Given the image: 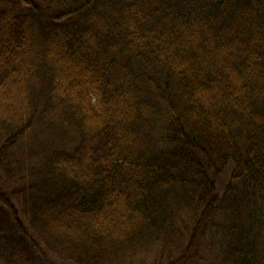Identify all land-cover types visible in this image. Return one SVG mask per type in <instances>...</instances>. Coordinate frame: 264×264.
<instances>
[{"label":"trees","instance_id":"1","mask_svg":"<svg viewBox=\"0 0 264 264\" xmlns=\"http://www.w3.org/2000/svg\"><path fill=\"white\" fill-rule=\"evenodd\" d=\"M144 254L264 264V0H0V264Z\"/></svg>","mask_w":264,"mask_h":264},{"label":"rangeland","instance_id":"2","mask_svg":"<svg viewBox=\"0 0 264 264\" xmlns=\"http://www.w3.org/2000/svg\"><path fill=\"white\" fill-rule=\"evenodd\" d=\"M220 186H223L222 181L220 182ZM176 246L177 245L173 246V248H172V254H171L172 255V259L177 258L179 256V254H180V250ZM165 247L167 249V245H165ZM155 253H157V252L154 251L151 254V256L154 257L155 259H157L158 256H159V261H161L163 258H165L162 255H167V253H159L158 255H154ZM147 257H148V255L147 254H144L141 258L140 257H137L132 262H130L128 264H152V263H150L152 261V259H149V260H146L145 261V258L147 259Z\"/></svg>","mask_w":264,"mask_h":264}]
</instances>
